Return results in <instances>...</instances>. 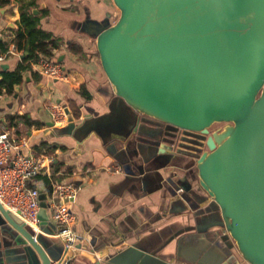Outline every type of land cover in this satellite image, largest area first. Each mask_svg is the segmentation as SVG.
<instances>
[{
	"label": "crops",
	"instance_id": "0c3cea01",
	"mask_svg": "<svg viewBox=\"0 0 264 264\" xmlns=\"http://www.w3.org/2000/svg\"><path fill=\"white\" fill-rule=\"evenodd\" d=\"M29 1L41 28L61 40L60 47L53 49V58L63 54L59 61L74 77L65 81L46 76L34 62L32 70L24 71L11 91L0 88V122L19 141L15 150L48 154L45 148L37 147L43 141L54 146L53 154H48L52 156L50 163L29 181L40 192L42 246L53 252L59 247V252L64 253L62 239L54 235L59 225L52 217L51 191L44 187L43 177H47L51 182L73 181L77 186L68 204L74 215L71 227L86 238L77 242L80 246L75 243L67 249H74L72 264H238L234 250L229 254L222 238L226 231L216 225L218 208L196 188V178L190 176L194 163H189L187 154L159 151L161 143L149 141L153 137L129 131L135 112L112 92L94 39L74 27L85 9L95 18L107 10L114 14L112 0H12L0 5V40L9 49L14 47L2 53L0 77L3 69L12 70L20 61V51L15 49L12 38L20 5ZM69 41L78 42L81 50H68ZM69 98L75 99L80 108L74 123L91 121V131L69 134L70 121L60 126L46 124L49 104L60 102L68 107ZM22 114L29 123L15 117L8 124L10 115ZM137 118L140 124L146 122L152 133L160 127L142 114ZM107 124L121 129L116 132L107 127L104 132ZM143 136L146 139L141 141ZM57 161L61 162L59 168L54 165ZM116 165L119 170H115ZM185 176L190 185L183 189ZM25 244H29L25 237L0 212V264H27L28 259H38L41 264L35 251L31 259L25 254ZM124 244V248L103 259L108 248Z\"/></svg>",
	"mask_w": 264,
	"mask_h": 264
},
{
	"label": "water",
	"instance_id": "95a60500",
	"mask_svg": "<svg viewBox=\"0 0 264 264\" xmlns=\"http://www.w3.org/2000/svg\"><path fill=\"white\" fill-rule=\"evenodd\" d=\"M112 1L115 20L110 10L95 18L85 9L74 27L94 39L112 92L135 112L129 131L153 137L161 152L187 154L196 188L219 210L229 254L234 250L238 264H264V0ZM65 111L69 134L94 127ZM137 114L160 127L152 133ZM189 185L183 178L181 187ZM0 212L28 241L30 259L35 251L41 264H72L74 249L43 247L41 225L35 233L1 203ZM124 247L111 246L103 259Z\"/></svg>",
	"mask_w": 264,
	"mask_h": 264
},
{
	"label": "built area",
	"instance_id": "2783aa9c",
	"mask_svg": "<svg viewBox=\"0 0 264 264\" xmlns=\"http://www.w3.org/2000/svg\"><path fill=\"white\" fill-rule=\"evenodd\" d=\"M111 18L114 20V14ZM9 50L13 51L14 47L12 46ZM3 58L4 54L0 53V61ZM36 63L40 72L46 76L65 81L74 80V77L65 71L61 61L57 59L41 55ZM2 95L3 92L0 89V98ZM48 110L54 124L62 125L68 122L69 114L65 111L64 104L50 103ZM180 135H182V129L179 128L176 131L178 140ZM19 144L17 138L11 135L4 123L0 122V203L36 233L40 231V192L39 188L29 184V181L40 172L43 166L50 163L52 156L43 153L28 154L15 150ZM119 169L120 166L116 165L115 170ZM76 191L77 186L73 181H52L50 192L52 217L60 226L54 235L62 239L67 249L86 238L85 235L74 231L71 227L74 215L68 204L73 200Z\"/></svg>",
	"mask_w": 264,
	"mask_h": 264
},
{
	"label": "trees",
	"instance_id": "16d2710c",
	"mask_svg": "<svg viewBox=\"0 0 264 264\" xmlns=\"http://www.w3.org/2000/svg\"><path fill=\"white\" fill-rule=\"evenodd\" d=\"M11 2L12 0H0V5H7ZM31 4L32 3L29 1L26 4L20 5L19 20L16 28L14 29L15 32L12 38V43L14 44L15 49L20 51V61L14 69H3L1 71L2 76L0 77V88L4 86L9 91L13 89L14 84L19 83L21 81L22 74L24 71L32 70V63L36 62L38 60V57L43 55L50 59L53 58V56L55 55L53 49H57L61 45V40L59 37L41 28V26L39 25L38 16L33 14L30 10ZM66 47L72 52H77L81 50V45L75 41L67 42ZM8 49V45L0 40V53H8ZM68 108L73 118L79 117L80 108L79 104L77 103V101H75V99H68ZM15 117L16 119H21L25 122L27 121L28 123L30 122V120L25 114L10 115L8 117V124H12V121ZM38 124L39 123H36V125ZM42 147L45 148V153L53 154V145L49 144L46 141H43L41 142V145H39L37 148L40 150ZM60 164L61 162L59 161L54 163L56 168H59ZM70 168L71 167H69V169ZM43 182L44 187L51 191L52 182L47 177H43Z\"/></svg>",
	"mask_w": 264,
	"mask_h": 264
},
{
	"label": "rangeland",
	"instance_id": "374dc122",
	"mask_svg": "<svg viewBox=\"0 0 264 264\" xmlns=\"http://www.w3.org/2000/svg\"><path fill=\"white\" fill-rule=\"evenodd\" d=\"M118 14H119V11H118V9L116 8V10H115V12H114V20L118 17ZM215 126H216V124L213 123V124L211 125L210 129H213ZM175 141H178L177 136L175 137ZM205 147H206V145H205V146H202L201 149H204Z\"/></svg>",
	"mask_w": 264,
	"mask_h": 264
},
{
	"label": "flooded vegetation",
	"instance_id": "af4514ba",
	"mask_svg": "<svg viewBox=\"0 0 264 264\" xmlns=\"http://www.w3.org/2000/svg\"><path fill=\"white\" fill-rule=\"evenodd\" d=\"M216 124V126L214 127V128H216V127H218V126H221V125H223L224 123L223 122H219V123H215ZM213 128V129H214Z\"/></svg>",
	"mask_w": 264,
	"mask_h": 264
}]
</instances>
